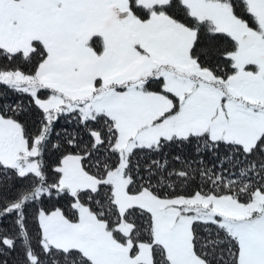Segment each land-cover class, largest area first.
I'll return each mask as SVG.
<instances>
[{
	"label": "snow or ice",
	"instance_id": "obj_1",
	"mask_svg": "<svg viewBox=\"0 0 264 264\" xmlns=\"http://www.w3.org/2000/svg\"><path fill=\"white\" fill-rule=\"evenodd\" d=\"M0 85V264H264V0H0Z\"/></svg>",
	"mask_w": 264,
	"mask_h": 264
},
{
	"label": "trees",
	"instance_id": "obj_2",
	"mask_svg": "<svg viewBox=\"0 0 264 264\" xmlns=\"http://www.w3.org/2000/svg\"><path fill=\"white\" fill-rule=\"evenodd\" d=\"M0 91H4L7 93L6 96L3 97L2 100H0V102L3 103H8V104H14L15 102H17V100H23L25 103H27V97L20 95V94H16L14 92H11L9 90H7L4 86L0 85ZM38 110H37V116L32 118V123H31V127L32 130L35 131V128L38 126ZM75 117L71 114L67 115V116H61V118L55 123L54 128H53V134L51 137V143L52 144H56L58 141H60L62 143L65 131L67 132H76L79 131L83 140L85 141V143H87L88 141V136L84 133L82 128H79L76 123H75ZM57 133H59V136H57ZM179 154L177 151L171 150V149H165L164 153L162 155L166 156V158L170 161V163L173 164V166L179 168L180 165L177 164L172 158ZM185 154L186 156L191 159L192 161H194L193 163V167H197L198 166V162L200 159H203L204 162L206 164H208L209 166L213 165V164H218V160L216 157L210 155V154H205L203 157H200L196 154L195 149H186L185 150ZM60 153L57 151L56 148H49L48 154L46 156L47 161L52 164L53 167H55V161L57 160V158L59 157ZM153 159H160L161 156H152ZM138 160L143 161L145 159V153L141 152L138 154L137 156ZM14 184H16L17 187H19V182L17 181H13ZM54 202V201H50ZM10 264H11V258H10Z\"/></svg>",
	"mask_w": 264,
	"mask_h": 264
}]
</instances>
